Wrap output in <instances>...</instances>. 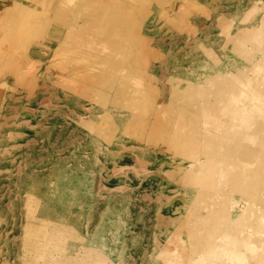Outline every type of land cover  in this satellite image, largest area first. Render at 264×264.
Segmentation results:
<instances>
[{
  "label": "rangeland",
  "instance_id": "rangeland-1",
  "mask_svg": "<svg viewBox=\"0 0 264 264\" xmlns=\"http://www.w3.org/2000/svg\"><path fill=\"white\" fill-rule=\"evenodd\" d=\"M65 1L0 0V264H264V0H122L114 64Z\"/></svg>",
  "mask_w": 264,
  "mask_h": 264
},
{
  "label": "bare ground",
  "instance_id": "bare-ground-1",
  "mask_svg": "<svg viewBox=\"0 0 264 264\" xmlns=\"http://www.w3.org/2000/svg\"><path fill=\"white\" fill-rule=\"evenodd\" d=\"M65 3L68 6L67 0L65 1ZM75 3L78 14H80L84 20L82 21V25L80 27H77V24H75L76 27L74 26L73 29L70 30L69 27L67 28L65 32V34L67 35L66 39L73 43V45L71 46L67 45V49L72 50L73 47L75 49L80 47H87V39L94 40L97 42L95 44L96 49L102 50L106 57L113 59V64L122 57L124 59V54H126V52L129 54L130 51H132L131 45L134 36L132 35L130 27L134 11H132L131 7H127L126 5H124L122 3V0H107L105 1V3L99 0H78ZM84 32L95 34L96 37L84 38L82 36L84 35ZM242 36H239V38L233 40L232 42H229L230 45L228 46H233L232 48L237 53L246 57H244L245 61H250L252 59L251 53L247 51V47L243 44V41L248 39L244 40V36ZM249 37H251V40L254 38V45H252L251 43L253 49L260 46L264 47V40L256 38V36L254 35ZM226 48L227 47L225 46L221 48L223 50L224 57L227 55ZM114 58H116V60H114ZM123 59H120L121 62H123ZM108 62L111 63V60H109ZM229 76V80L234 84L243 82V80L247 77V75H241L237 70L233 71V73ZM185 111L190 113L186 109ZM241 142H243V140ZM208 143L205 147H208ZM238 144L239 145H236L235 148H233L231 151L241 150L242 145L241 143ZM250 152L251 156L255 155L254 153L264 154V150L261 149H258V151L253 150ZM190 157H192V160H196L195 154L190 155ZM203 168L204 171L212 172L215 169V165H213V163L208 160L207 162L200 164L198 168H195V174L192 170L185 172V175H191L190 179H198V174L203 171ZM246 175L247 177L240 179L239 184L248 189L254 190V185L256 184L254 180H252L254 177L253 172L251 171ZM237 231H242V229Z\"/></svg>",
  "mask_w": 264,
  "mask_h": 264
}]
</instances>
